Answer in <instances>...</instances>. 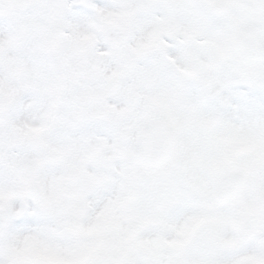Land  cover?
Masks as SVG:
<instances>
[{"label": "snow or ice", "instance_id": "obj_1", "mask_svg": "<svg viewBox=\"0 0 264 264\" xmlns=\"http://www.w3.org/2000/svg\"><path fill=\"white\" fill-rule=\"evenodd\" d=\"M0 264H264V0H0Z\"/></svg>", "mask_w": 264, "mask_h": 264}]
</instances>
